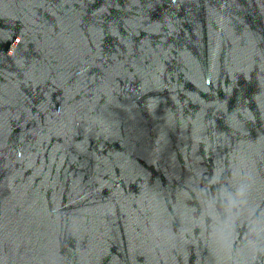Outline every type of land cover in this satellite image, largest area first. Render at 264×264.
I'll use <instances>...</instances> for the list:
<instances>
[{"label": "water", "instance_id": "water-1", "mask_svg": "<svg viewBox=\"0 0 264 264\" xmlns=\"http://www.w3.org/2000/svg\"><path fill=\"white\" fill-rule=\"evenodd\" d=\"M0 264H264V0H0Z\"/></svg>", "mask_w": 264, "mask_h": 264}]
</instances>
